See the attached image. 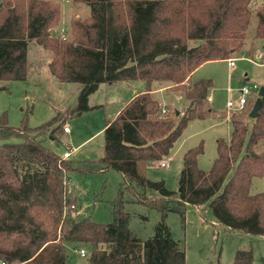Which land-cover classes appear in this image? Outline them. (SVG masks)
I'll use <instances>...</instances> for the list:
<instances>
[{"label": "trees", "instance_id": "trees-1", "mask_svg": "<svg viewBox=\"0 0 264 264\" xmlns=\"http://www.w3.org/2000/svg\"><path fill=\"white\" fill-rule=\"evenodd\" d=\"M71 1L84 3L89 16L73 18L64 36L55 30L62 21L60 2L0 0V81L30 77L28 52L35 41L51 53L48 68L58 82L80 84L68 114L89 110L88 97L101 84L141 82L144 89L114 118L106 117L103 152L95 160L62 159L39 141L48 131L57 138L65 117L37 127L25 118L13 127L3 116L0 262L66 264L67 248L85 245L87 264H186L185 244L164 220L176 212L184 222L187 204L208 205L219 225L264 238V190L251 192L254 178L264 179V95L256 118L250 112L258 93L243 111L226 116L210 104L213 79L191 80L204 63L228 60L244 49L254 15V38L264 40V5L258 0ZM156 85L183 94L188 102L183 114L161 105L153 95ZM211 116L228 117L232 133L228 140L217 139L210 169L199 166L201 142L184 153L179 189L146 176L148 165L169 155L190 121ZM110 171L122 180L111 201L112 219L104 223L81 208L88 203L95 209L103 201ZM73 174L91 183L82 186L86 197L70 189ZM135 203L161 213L146 240L130 226L127 205ZM253 258L252 249H238L233 264H252Z\"/></svg>", "mask_w": 264, "mask_h": 264}, {"label": "rangeland", "instance_id": "rangeland-1", "mask_svg": "<svg viewBox=\"0 0 264 264\" xmlns=\"http://www.w3.org/2000/svg\"><path fill=\"white\" fill-rule=\"evenodd\" d=\"M54 1L60 2L63 9L62 21L55 27V30L64 36L73 18L89 16V8L84 3H74L71 0ZM258 4L264 5V0H258ZM256 22L257 17L254 15L244 49L232 55V58H236L235 66L230 65L229 59L213 60L204 63L192 75V81L200 78L213 79L214 86L210 91L213 100L210 104L226 116L233 112L227 108V101L229 99L238 101L240 96L238 89L242 87L247 78L250 83H257L260 87L264 86V65H258L251 60L256 59L257 53L264 55V40L254 38ZM28 53L30 77L25 81H0V86L5 87L0 90V123L4 115L8 124L13 127L22 126L25 118L28 126L37 127L49 122L55 116L65 117V123L70 128L69 133L61 130L57 138H53L48 131L38 137L39 141L60 155L64 152L65 144H71L75 149L71 160L98 159L104 147L103 130L106 125V116L112 118L116 110L113 101L117 99L115 98L118 95L117 92L120 91L119 93L125 95L129 87L135 83L101 84L88 97L89 110L81 115L68 114L78 102L80 84L58 82L50 74L48 68L51 53L38 46L35 41L30 43ZM161 95L162 93L155 94L162 106L166 102L172 109L176 107L179 109L177 111L182 110L180 114H183L188 102L183 97L179 99L178 96H183L182 93L167 88L163 91L164 96L161 97ZM231 133L232 124L226 117L219 119L211 116L190 121L169 155L163 159V161H169V166L162 167L161 162H154L148 165L146 176L155 181L164 180L171 190L179 189V177L184 167V153L189 148L203 142L204 153L200 155L198 163L202 169L208 170L217 156V139L222 137L228 140ZM11 142H20V140L13 139ZM121 180L122 177L118 172L110 171L103 201L91 210L89 206H86L88 203H85L81 211L84 214L92 213L96 221L110 222L112 219L111 201L117 194ZM85 185L91 187L89 181H85L78 174H73L70 182L72 192H77L79 196L83 194L86 197L85 191L82 190V186L85 187ZM263 190L264 179L255 177L251 192L258 193ZM127 206L131 212V228L143 240L152 236L155 226L162 221L161 213L140 203ZM164 223L170 227L175 238L183 240L186 248V264H233L234 254L238 249H252L254 254L252 264H264L263 236L242 233L219 225L208 205L187 204L184 222L176 212H170ZM82 248L87 254L88 247L85 245L68 247L66 264H87L86 258L78 250Z\"/></svg>", "mask_w": 264, "mask_h": 264}, {"label": "built area", "instance_id": "built-area-1", "mask_svg": "<svg viewBox=\"0 0 264 264\" xmlns=\"http://www.w3.org/2000/svg\"><path fill=\"white\" fill-rule=\"evenodd\" d=\"M256 59H251L254 63L258 64V65H264V55L262 53H257L255 56ZM230 65L233 67L235 66L236 63V58H230ZM261 87L257 84V83H250L249 80L247 79L245 81V83L242 85L241 88L238 89V92L240 94L238 101H235L234 99H229L227 101V108L229 110H233V112H240L243 111L244 108L247 105L248 100L250 99V97L254 94V93H258L260 91ZM182 97L179 96V99H181ZM209 101H211V97H209ZM166 109H164L165 111ZM64 132H69V126L68 125H64ZM74 148L72 147L71 144H67L65 146V150L63 152L62 159H69L71 158V155L74 152ZM161 166L162 167H168L169 166V161H162L161 162ZM70 209H74L75 205L71 204L69 206ZM80 251V254L82 256H84L86 254L85 250L82 249H78ZM75 251H77V249H75ZM0 264H7L4 261H1Z\"/></svg>", "mask_w": 264, "mask_h": 264}, {"label": "crops", "instance_id": "crops-1", "mask_svg": "<svg viewBox=\"0 0 264 264\" xmlns=\"http://www.w3.org/2000/svg\"><path fill=\"white\" fill-rule=\"evenodd\" d=\"M248 79V78H247ZM135 83V85H131L129 88V91L128 92H125L124 94L125 95H123L122 93H119V92H117V96L115 97V98H117L115 101H113V102H115V107H116V110L114 111V114H113V116H112V118H114L118 113H119V111L121 110V108L124 106V105H126L128 102H130L134 97H136L139 93H141V92H143V84L141 83V82H134ZM170 87V85H164V86H162V87H160L159 85H156L155 87H154V90H153V95L155 96V94L156 93H162V95H161V97L162 96H164L163 95V91H164V89H167V88H169ZM119 96V97H118ZM179 96H181L182 97V95H179ZM178 96V97H179ZM156 97V96H155ZM210 97H211V101L213 100V98H212V96L210 95ZM156 98H158V97H156ZM159 99V98H158ZM210 101V102H211ZM164 106H167V104H166V102H164ZM228 110V109H227ZM106 117H108V116H106ZM226 119L227 120H229L230 121V119L228 118V117H226ZM64 125H66V123L64 124ZM106 125H107V120H106ZM106 125H105V127H106ZM63 128H64V126H63ZM105 129V128H104ZM64 130V129H63ZM102 130V129H101ZM101 130H99V132L101 131ZM104 131V130H103ZM69 132H70V129H69ZM69 132H65V133H69ZM91 137H93V135L91 136ZM90 137V138H91ZM68 144V143H67ZM67 144H65V146L67 145ZM65 150V149H64Z\"/></svg>", "mask_w": 264, "mask_h": 264}, {"label": "water", "instance_id": "water-1", "mask_svg": "<svg viewBox=\"0 0 264 264\" xmlns=\"http://www.w3.org/2000/svg\"><path fill=\"white\" fill-rule=\"evenodd\" d=\"M258 94H259V97H258L256 103L254 104V106L250 112V117H252V118H256L258 115V110H259L260 104H261V97L264 95V86L261 87ZM177 114H179V111H177Z\"/></svg>", "mask_w": 264, "mask_h": 264}]
</instances>
